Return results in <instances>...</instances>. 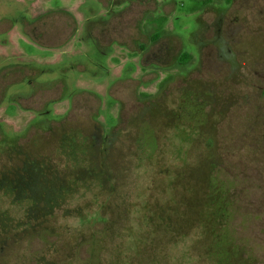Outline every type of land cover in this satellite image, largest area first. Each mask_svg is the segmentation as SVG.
Instances as JSON below:
<instances>
[{"label":"rangeland","instance_id":"1","mask_svg":"<svg viewBox=\"0 0 264 264\" xmlns=\"http://www.w3.org/2000/svg\"><path fill=\"white\" fill-rule=\"evenodd\" d=\"M205 11L0 0V264H264V0Z\"/></svg>","mask_w":264,"mask_h":264},{"label":"flooded vegetation","instance_id":"2","mask_svg":"<svg viewBox=\"0 0 264 264\" xmlns=\"http://www.w3.org/2000/svg\"><path fill=\"white\" fill-rule=\"evenodd\" d=\"M203 3H204V7H205V12H208V11H211L212 9H218V10H220V11H227V10H229L232 6H234L235 5V3H236V0H228L227 2H228V5H227V7H218V6H216L215 4H213V1L214 0H201ZM246 1H248V0H246ZM256 0H254V2H255ZM260 1V0H259ZM256 4V3H255ZM259 4V3H258ZM164 6V5H163ZM244 10H246V9H244ZM32 23H44V22H42V21H35V22H32ZM213 23H226L223 19L222 20H220V21H215V22H213ZM228 23H240L239 21H237V20H233V21H231V22H228ZM64 28L66 29V28H68L67 26L65 27L64 26ZM42 31H43V29L42 28H40L39 26H37L36 24H33V33H35V39H36V41L37 42H39V43H42V42H44V38L43 37H45V36H42ZM47 39V38H46ZM50 39V38H49ZM48 39V40H49ZM157 40V39H156ZM156 40H154V41H156ZM142 46V45H141ZM144 51V50H143ZM141 54H142V51H141ZM191 54H189V56H190ZM144 55L142 54V57H143ZM29 67H27L26 69L27 70H38L37 68H35V67H32V68H29ZM14 70H18V69H14ZM23 70H24V68H23ZM33 84V87L35 88L36 86H35V84L34 83H32ZM40 91V89L38 88V92ZM51 119H53L51 116H48L47 117V119L43 122V123H45V122H47L48 120H51Z\"/></svg>","mask_w":264,"mask_h":264},{"label":"trees","instance_id":"3","mask_svg":"<svg viewBox=\"0 0 264 264\" xmlns=\"http://www.w3.org/2000/svg\"><path fill=\"white\" fill-rule=\"evenodd\" d=\"M153 39H155V37Z\"/></svg>","mask_w":264,"mask_h":264}]
</instances>
